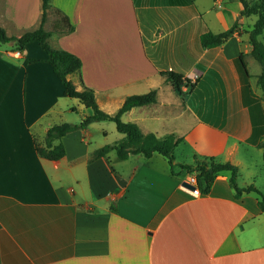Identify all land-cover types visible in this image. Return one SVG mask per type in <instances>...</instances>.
I'll use <instances>...</instances> for the list:
<instances>
[{
    "label": "crops",
    "instance_id": "crops-1",
    "mask_svg": "<svg viewBox=\"0 0 264 264\" xmlns=\"http://www.w3.org/2000/svg\"><path fill=\"white\" fill-rule=\"evenodd\" d=\"M234 1L51 0L43 26L50 29L53 10L74 26L52 32L49 42L81 59V79L100 109L113 114L127 96L155 89L154 102L131 107L121 120L181 138L175 161L186 162L178 157L187 148L188 162L195 152L232 163L237 186L264 195V98L260 65L249 69L257 61L248 34L200 43L204 31L254 22ZM41 11V0H0V26L19 36L40 24ZM47 58L37 40L22 50L0 42V264H264L260 195L236 196L229 171L199 193L159 153L93 157L122 137L109 120L63 135L61 158L41 156L35 140L43 144L48 127L91 113L66 95ZM166 70L197 80L184 99ZM70 78L81 87L78 75Z\"/></svg>",
    "mask_w": 264,
    "mask_h": 264
},
{
    "label": "trees",
    "instance_id": "trees-1",
    "mask_svg": "<svg viewBox=\"0 0 264 264\" xmlns=\"http://www.w3.org/2000/svg\"><path fill=\"white\" fill-rule=\"evenodd\" d=\"M241 15H255L254 22L245 28L248 34V41L252 45L250 54L260 65V72L257 76V83L262 90L264 98V41L259 40V35L264 29V0H240ZM51 0H41V21L40 24L33 29L24 31L21 35H7L5 29L0 26V42L13 41L17 49L22 50L25 45L32 40H37L40 46L47 52V61L51 64L54 73L59 77L66 95L77 98L85 107L91 110V113L85 115L78 124L61 122L51 125L47 128L43 144H39L35 140V149L38 153L48 159L57 160L64 153V147L61 143V137L68 132L83 127L91 122L99 120L113 121L116 129L122 133V137L113 143L105 144L102 147L95 149L92 156H103L107 152L114 150L118 159L127 158L129 155H141L150 157L154 153L163 155L170 166L173 173H193L196 180V188L199 193H207L210 187L220 172L229 171V182L235 190V195L238 196L242 191H256L260 197L257 201L258 207L264 211V195H262L253 185L239 187L236 184L237 167L232 163L217 161L212 156L199 155L192 153L191 162L175 161V148L182 142V139L175 137L173 134H165L157 136L154 133H143L137 124L133 122L122 121L120 116L123 112L129 110L136 105L151 103L156 100V90L150 89L148 92L140 94H131L127 96L120 108L113 114L106 113L100 109L95 100L93 88L86 86L80 76L81 59L74 53L59 47L51 46L49 37L52 32L68 33L71 32L74 26L69 22L67 16L62 15L60 20L55 23L54 29L47 30L43 27V22L46 18L47 9L51 5ZM239 23L233 22L228 28L212 32L211 30L204 31L200 35V43L203 47H214L223 44L234 33H241L238 30ZM241 68L247 72L246 63L241 55L238 57ZM76 74L79 77L81 87L77 88L70 75ZM161 74L165 80L169 81L174 90L184 99L185 95L193 90L197 80H191L182 73L166 70ZM182 86H186V92L182 91ZM262 148L264 159V142L259 143Z\"/></svg>",
    "mask_w": 264,
    "mask_h": 264
},
{
    "label": "rangeland",
    "instance_id": "rangeland-1",
    "mask_svg": "<svg viewBox=\"0 0 264 264\" xmlns=\"http://www.w3.org/2000/svg\"><path fill=\"white\" fill-rule=\"evenodd\" d=\"M232 2L235 3L234 0H232ZM61 16L62 15L59 12L53 10L52 11V15L50 16L52 18L48 22L47 27L50 28L51 30L54 29L55 23L60 20ZM249 16H251V15H249ZM253 16H255V15H253ZM253 16H251V17H253ZM255 18H256V16H255ZM238 23L240 24L239 27H238V30H245V28L247 26L251 25L253 22H251V21H247L246 22V20H245V22H238ZM50 29H47V30H50ZM55 33H57V32H55ZM259 39L264 40V29L262 31V34L259 36ZM254 63L255 64H250L249 65V69L251 71H254L256 69V67L259 66V63L258 62H254ZM71 100L74 101L76 105L80 104V102H79V100L77 98H71ZM75 117L77 118V114H75ZM104 123L107 124V125H110V127H114L115 126V124L113 122H111V121H105ZM184 149H185L184 150V153L182 155H180L178 158L181 159V160H185L186 162H188L190 160V157H188V156H190L191 153H189L190 151H187L188 150L187 148H184ZM186 174L189 176L188 181L191 179V177H194V172L193 173H190V174L189 173H186ZM262 183L263 182L261 181V184Z\"/></svg>",
    "mask_w": 264,
    "mask_h": 264
},
{
    "label": "water",
    "instance_id": "water-1",
    "mask_svg": "<svg viewBox=\"0 0 264 264\" xmlns=\"http://www.w3.org/2000/svg\"><path fill=\"white\" fill-rule=\"evenodd\" d=\"M182 184L190 189H195L196 185L190 183L189 181H183Z\"/></svg>",
    "mask_w": 264,
    "mask_h": 264
},
{
    "label": "built area",
    "instance_id": "built-area-1",
    "mask_svg": "<svg viewBox=\"0 0 264 264\" xmlns=\"http://www.w3.org/2000/svg\"><path fill=\"white\" fill-rule=\"evenodd\" d=\"M189 182L190 183H192V184H194V185H196V180H195V177H191V179L189 180ZM192 191H195V190H197V188H195V189H191ZM198 191V190H197Z\"/></svg>",
    "mask_w": 264,
    "mask_h": 264
}]
</instances>
